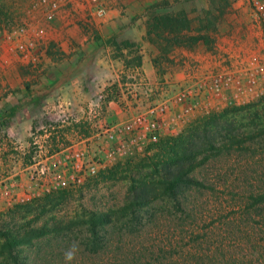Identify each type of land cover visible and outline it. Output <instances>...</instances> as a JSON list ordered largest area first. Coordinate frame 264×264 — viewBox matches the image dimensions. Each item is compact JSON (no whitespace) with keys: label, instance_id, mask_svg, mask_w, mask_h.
<instances>
[{"label":"rangeland","instance_id":"374dc122","mask_svg":"<svg viewBox=\"0 0 264 264\" xmlns=\"http://www.w3.org/2000/svg\"><path fill=\"white\" fill-rule=\"evenodd\" d=\"M38 1L0 0V85L3 83L7 89L4 97L13 93L20 83L33 81L24 72L33 68L23 64L19 54L5 43L4 30L7 27L23 22L43 24L47 26L48 44L60 45L65 53L72 48L67 34L71 25L64 26L63 19L54 22L44 19L41 9L36 6ZM102 1L109 8L106 17L87 30L85 25H78L85 31L86 41L83 43L97 44L102 32L100 25L109 17L110 20L123 18L118 24H108L106 33L111 36L106 43L112 47L113 55L120 58L125 68L136 65L138 58L142 62V51L146 53L150 52L148 48L157 49L145 39V24L151 5H164L163 8L155 9L158 13L184 9L190 17L202 15L201 10L212 4L222 11L216 24L207 30V35L212 39L211 44L176 45L167 55H150V62L156 68L155 77L150 79L152 81L170 79L175 85L179 84L183 70L196 65L209 68L227 52L245 58L264 54V27H256L247 19V9L242 0ZM163 3H168V6ZM67 14V10L61 11L58 16ZM55 31L66 34L56 39L52 35ZM121 33L133 35V39L129 41L130 45L120 44L125 52L119 56L120 50L116 43L121 41L115 37ZM42 64L43 61L40 66ZM121 88L124 89V86ZM176 89L177 85L172 87L173 92ZM117 91H121L120 87H117ZM139 95L142 101L138 104L129 107L118 105L125 117L147 106L144 88L139 89ZM254 102L257 104L236 112L238 121L235 128H241L242 131L260 128L263 131L264 94L249 102L231 106L212 105L207 112L202 109L188 116L184 123L179 122L180 134L213 112ZM38 117L34 119L36 124L30 134L0 136V141L2 138L6 140L10 155L4 167L5 172H0V183L17 179L23 186L27 182L28 188L30 184L34 185L18 163L24 161L19 148L35 150L31 143V132L47 123L53 124L59 116L49 119L45 114H40ZM90 118L70 124L74 128L78 127L77 135H70L67 129L61 127L56 134L44 139L43 145L51 151L92 136L97 119ZM103 121L115 123L111 118ZM258 133L259 129L252 131L254 136L246 141V149L235 147L225 150L199 166L194 174L204 186L192 187L175 199L160 196L147 212H129L127 215L115 213L118 215L114 223L100 230V246L97 247L88 243L90 233L81 221L91 211L116 212L125 203L128 186L132 177H137V170L148 173L151 169L149 163L159 153L162 141L175 137L167 129L162 128L156 141L148 144L144 150L113 159L106 168L101 169L96 176L86 178L81 185L49 190L35 186L36 190L27 192L29 195L23 201L8 203L0 197V245L4 240L1 234L12 228L46 226L53 231L22 248L21 254L25 255L28 264H264V200H256L264 194V132ZM91 145L95 146V140ZM29 159L28 163L32 161L31 157ZM141 165L143 167L137 168ZM51 168L52 177L54 174L62 175L60 167ZM70 249L74 254L72 260L67 261L65 253ZM12 261L8 254L0 255V264H14Z\"/></svg>","mask_w":264,"mask_h":264},{"label":"built area","instance_id":"2783aa9c","mask_svg":"<svg viewBox=\"0 0 264 264\" xmlns=\"http://www.w3.org/2000/svg\"><path fill=\"white\" fill-rule=\"evenodd\" d=\"M242 4L252 25L264 27V0H242ZM36 6L49 22L63 19L64 26L80 24L85 25L86 29L102 21L109 11L102 0H39ZM66 10L67 16H58V13ZM46 28L43 24L23 22L4 30L5 43L19 54L23 64L31 66L33 70L40 69L49 51L58 55L64 53L60 45L50 47ZM213 63L206 69L196 65L183 70V77L176 84L175 92L172 91V87H176L172 80L152 81L139 66L129 67L127 80L122 84L124 89L121 86L118 95L109 101H116L121 107L138 104L142 101L139 89L144 88L147 101L144 110L140 109L118 122L105 123L99 114L101 104L107 97L102 89L98 101L89 110V116L97 119L94 134L77 143L61 145L49 151L42 141L56 134L59 128L76 122L68 109L63 107L56 121L59 123H47L31 132V143L35 150H32V161L24 169L29 181L45 190L81 185L86 178L94 177L106 168L113 159L144 150L148 144L156 141L162 128L177 136L181 133L179 122L184 123L188 116L202 109L207 112L212 105L231 106L249 102L264 94V54L245 58L227 52L222 59ZM94 140L95 146H92ZM52 166L60 167L62 175L54 174L52 177ZM21 185L17 179L0 183V197L8 203L25 200L29 194L20 192Z\"/></svg>","mask_w":264,"mask_h":264},{"label":"trees","instance_id":"16d2710c","mask_svg":"<svg viewBox=\"0 0 264 264\" xmlns=\"http://www.w3.org/2000/svg\"><path fill=\"white\" fill-rule=\"evenodd\" d=\"M163 4L168 6V3ZM212 5L201 10L203 14L196 17H190L184 9L158 13L155 9L163 8L164 5L161 3L151 5L148 7L145 39L152 43L161 55H167L176 45L211 44L212 39L207 35V30L216 24L222 13L216 5ZM116 44L120 50L121 45L125 46L131 43L128 40H123ZM140 62L141 60L138 58L135 66H140ZM104 91L107 93L106 101L115 98L118 92L113 83L106 86ZM255 104L257 102L213 112L200 119L198 123L187 127L182 134L162 141L159 153L149 163L151 169L148 173L137 170V177H132L128 186L126 201L116 212L113 210L91 211L81 221L90 233L88 243L94 247L100 246L98 245L101 238L100 230H104L108 224L114 223V218L118 215L115 213L127 215L129 212H147L148 208L152 207L151 204L160 196L175 199L192 187L204 186V183L197 179L194 174L199 166L225 150L235 147L246 149V141L249 138L253 139V130L259 129L260 133L264 132L260 128L250 131L235 128L238 121L236 112H241V110L243 111V109ZM140 167L143 165L137 168ZM256 200H264V194L259 195ZM51 231L53 230L46 226L12 228L5 231L1 234L4 240L0 245V255L8 254L14 264H28L25 255L21 254L22 248L29 246L34 239H38Z\"/></svg>","mask_w":264,"mask_h":264},{"label":"crops","instance_id":"0c3cea01","mask_svg":"<svg viewBox=\"0 0 264 264\" xmlns=\"http://www.w3.org/2000/svg\"><path fill=\"white\" fill-rule=\"evenodd\" d=\"M110 19L111 17L100 25L102 32L99 33L98 39L100 40L96 41L97 44L90 42L84 44L83 41H86L85 31L74 24L69 27V31L67 30L70 46H72L69 52L65 53L66 51H64L58 55L49 51L39 70L24 71L27 78H33V81L28 80L29 82L20 83L13 93H9L5 97L4 93L7 89L3 83L0 85V136L5 134L26 136L35 127L34 119L36 117L39 118L40 114H45L49 119L53 116L56 118L63 107H66L77 121L91 119L89 116L90 106L98 101L101 90L112 83L116 87H121V84L127 80L128 68L124 67L125 65L121 63L119 57L113 55L112 47L106 43L111 36L106 33L108 24H118L123 18ZM82 31H84V35ZM61 33L62 31H55L52 35L59 39L66 34L65 31V34ZM142 34L143 32L140 33L141 36ZM132 36L121 33L119 36L116 35L115 39L130 41L133 39ZM99 42H103V44ZM78 44L81 46L79 47ZM148 49L150 52L142 51L140 69L149 79H153L156 68L150 62L149 56L156 55L159 51L158 49ZM122 52H125L124 48L120 49L119 56L124 55ZM11 94L15 96H11ZM99 114L100 118L105 121L111 118L117 122L125 118V114L113 100L103 102ZM64 128L69 131L70 135L78 133V127L66 125ZM8 148L6 140L2 138L0 141L1 173L5 172L4 167L7 166L10 156ZM19 151L22 152L24 161L18 163L23 166L22 170H24L33 153L24 147H20ZM26 158L29 160L26 161ZM24 183V186L21 185L20 192L36 190V185L30 184V188H28L26 185L29 184Z\"/></svg>","mask_w":264,"mask_h":264},{"label":"clouds","instance_id":"9594fccd","mask_svg":"<svg viewBox=\"0 0 264 264\" xmlns=\"http://www.w3.org/2000/svg\"><path fill=\"white\" fill-rule=\"evenodd\" d=\"M73 250H69V251H67L66 253H65V259L67 260V261H71L72 260V258H73Z\"/></svg>","mask_w":264,"mask_h":264}]
</instances>
